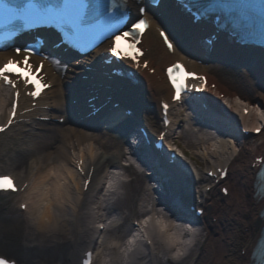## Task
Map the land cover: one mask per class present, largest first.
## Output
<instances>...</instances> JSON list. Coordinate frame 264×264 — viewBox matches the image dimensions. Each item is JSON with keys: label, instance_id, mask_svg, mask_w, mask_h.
Here are the masks:
<instances>
[{"label": "snow or ice", "instance_id": "6c2138e0", "mask_svg": "<svg viewBox=\"0 0 264 264\" xmlns=\"http://www.w3.org/2000/svg\"><path fill=\"white\" fill-rule=\"evenodd\" d=\"M153 2H158V0H153ZM247 7L248 5L237 3L235 0H211L209 6L204 7L200 12L194 13V15L196 19H200L201 16H207L212 13H224L236 28L245 32H248L258 24L261 43H264V4H261L258 21H254L247 15L245 12ZM139 12L140 16L137 20L128 23L129 17L127 13L118 9L116 0H112L111 3H109V0H2L0 2V17H2L0 29H3L8 37H12L38 26L53 27L62 33L68 44L81 51H84L85 47H90L94 50L97 45L95 43L96 40H111L110 53L112 57L118 60L131 61L136 69L141 67L147 69L148 63L144 62L142 65L140 62L143 52L138 45L141 44L145 30L150 28V23L143 18L146 15L143 7L139 9ZM159 35L163 37L167 48L170 51H175L173 43L169 41V37L165 35V32L160 31ZM122 40L127 42V50L121 49L120 43ZM0 47H2V41H0ZM14 51L17 56L21 53L20 48H15ZM24 51L25 55L22 60L10 59L0 67V81H3L7 86L16 88L17 81L22 80L25 86L31 85L34 88L33 91L28 92V95L38 99L42 91L50 88L51 85L43 82V77L39 75L43 69V64L36 67L30 62V57L39 53L33 51L31 47L26 48ZM44 59H49V56H44ZM57 67H60L59 61H57ZM167 76L175 91L174 102H180L182 93L187 90V85L184 82L187 79L201 82L199 87L193 86V92H203L207 89L206 77L184 71L183 66L179 63L173 64L167 69ZM10 77H15V79ZM212 87L215 88V85ZM19 97L20 93L17 91L6 125L0 124V133L6 132L13 125L17 116ZM202 99V97H192L191 105L193 111H196V105ZM224 103L229 108L233 107L227 100ZM236 105L238 106L235 109L237 113L243 109L244 114H248L249 106L244 101L237 98ZM162 109L165 117L163 123L170 124V121L166 119L169 105L164 103ZM252 111L259 112L260 116L264 118V111H260L258 107L253 108ZM244 131H247V129H244ZM254 131L260 134L261 128L256 127ZM164 139L165 135L161 134L159 140L163 142ZM232 147L237 152L239 151L234 143ZM175 151L179 152V149ZM180 155L183 156V153L181 152ZM92 156L95 158L94 152ZM169 161L175 162L174 156H170ZM257 163L264 164V160H258ZM39 166L36 159L31 160V175L29 180L23 183L22 189L17 185L16 179L12 175H0V193L18 194L23 191L24 198L19 202L18 207L25 214L28 227L37 234H43L46 237L55 239L59 235L66 234L67 230H69V224L66 221L71 220L72 227L80 226L82 236L90 235L93 241H98L100 247L95 252L91 249L85 250L80 264H94V256H99L103 259L104 236L107 235L106 230L113 225L116 217L113 216L112 219H108L107 223L101 222L98 217L104 213L97 211V209L104 205L109 190L116 191L115 181L110 178L107 181L103 195L99 198V202L92 207H87L88 204L92 203L91 198L96 195L95 192H89L93 184L95 169L86 172L83 150H81L77 163V170L80 177H82L79 182L71 169L65 168L61 172L50 168L45 174L37 175ZM219 172L221 177L227 175V170L224 168H221ZM208 175L215 176L216 173L209 172ZM259 180L257 194L260 197H264V169L259 172ZM103 184L104 181L101 180L99 186H103ZM224 192L227 194L228 190L225 188ZM68 208L71 209L70 213ZM85 208L87 209L86 211L84 210ZM147 210L151 214L140 222V232L131 235L123 243L118 242V240H112L109 247L116 249V253L108 257L109 259L116 261L117 264H135L141 254L146 255V249L140 243L142 239L147 238V245L154 247V241L151 236L155 235L159 241L166 240L170 246H174L173 238L177 234V229L181 226L199 230L197 227L187 223L183 225L177 223L175 219L166 220L165 217L168 213L165 212L164 207H159L153 211L152 207L149 206ZM200 214L203 215V209L200 210ZM260 225H264V214H261L260 223L257 226L260 247L253 255L254 261H258V264H264V229L260 228ZM149 228L150 231L147 230ZM101 233H104V235H101ZM32 247L37 246L33 245ZM185 254L177 251V260H180ZM0 264H17V262L0 256ZM36 264H39V260H37ZM235 264H242V262L239 258H235Z\"/></svg>", "mask_w": 264, "mask_h": 264}, {"label": "bare ground", "instance_id": "6f19581e", "mask_svg": "<svg viewBox=\"0 0 264 264\" xmlns=\"http://www.w3.org/2000/svg\"><path fill=\"white\" fill-rule=\"evenodd\" d=\"M171 27L172 29L174 28L172 25ZM153 38L154 37L152 36L151 32L147 31L144 36V43L149 47V57L152 58L158 66L164 65L169 62L171 58L164 48L163 50H160L158 52L153 49ZM92 57L94 58L93 55ZM89 59L90 58H88L87 60ZM248 62L250 67L253 68V70L257 74V83L262 84V86L264 87L263 61L261 59H256L250 60ZM217 66L218 65H216V67ZM95 75L98 77L100 76V74ZM211 78L217 82L218 91L223 90L221 83L216 79V77L211 75ZM147 79L149 83L148 86H145L144 88H136L135 92H133V90L132 92L131 90H128L130 94L132 93L133 96H135V94L137 93H141L142 95L140 97L135 96V98L131 102L127 100L124 104H135L140 111H143L144 114L148 111V113L151 114L149 118L151 124L154 126H158V129H161L162 126L160 125L159 107L160 99L162 97L169 98L171 91L168 88L164 87L162 84L156 82L153 77L147 76ZM128 91L126 90V92ZM78 92L79 91H77L76 89L75 93ZM68 94L69 91H65L63 88H59L57 93H55L54 91L52 92V100L58 103V113H64L71 119V113L68 111L67 106ZM234 95L235 94H229V97L232 98ZM219 104L220 102H218V105ZM248 104L249 106H253V108L258 107L257 104L253 105L251 101H249ZM10 106L11 93L7 88L0 86V117L3 118V120L7 118ZM183 106L191 107L192 105L191 103L186 102ZM115 109L116 112L118 111L120 113L115 116L116 118L119 115H123V110L121 108ZM235 112V109L230 108V111L228 113H230V116L234 118L233 113ZM258 116L260 117V120L257 119ZM206 117H210L209 121L214 124V126L215 124H218V127H220L222 130L231 131V129H233L230 127V120L226 119L220 113L218 114V117L215 116V114L206 113ZM173 118L175 122L172 125V129H174L175 126L181 123L183 120H188L185 116H183L182 112L178 111L173 113ZM249 119L252 121H256L258 124L261 123V121H264V118H262L259 112L256 111L251 113ZM66 121L61 126L51 125L50 123H46L45 125V123H42L46 127V133L35 131L31 134L25 135L24 133L20 132L17 135V138L20 141H23V143H27L25 147H23L22 145L21 153L22 155L24 154V156H26V161L27 157L30 159H36L38 161L40 166L37 170V175L45 174L50 168L56 169L61 172H63V170L67 168L71 169L74 172L79 182L81 180V177L74 166H72L74 159L69 152V144H74L75 142H77L79 144L80 151L83 150L86 163L88 165H94L95 167L93 184L91 185L89 192H95L96 195L91 198L92 203L87 205V207H92L96 203V200H99V195L102 192V187L99 186L100 181L103 180L104 177L112 179L110 174L109 176L104 174V167L106 163L113 157L125 158L128 156V154L124 150V143L121 139L116 140L111 139L107 136L102 137V135L98 133H88L83 128H78L74 125H66ZM190 122L193 124L192 120ZM34 125H37V122L31 121L30 126L33 127ZM64 126H66L65 131H60L58 129V127ZM212 132H214V130H212ZM1 135L2 134H0V136ZM180 135L182 136L183 133H181ZM186 135V139L190 144V148L194 150L196 154L204 161H207L209 158H211L215 159L217 163L221 161H225L227 163L230 162V158L235 155L230 162L232 168L242 166L243 169L241 172H235L234 170L225 179V181L228 182L231 187L227 198H220L216 193H214L213 197L210 198V201H208L209 195H207L206 193V206H208V209L205 210L203 218L206 224L207 236L204 238L200 236L197 245L191 246L187 250L186 256L180 260L181 262L177 264L184 263L186 260H188L189 257H192L193 255L194 258L186 264H235V258H239L242 264H248L254 242L258 237L257 226L260 223V217L258 213L264 204V201H259L252 196L253 189L252 187L247 185L248 180L253 179L254 177V170L250 168L249 164L252 161L253 156L256 155L261 148H263L264 130L254 139L249 138V140H242L238 145L240 148L238 152L235 148L232 147L231 144L232 142H234V139H224L227 140V142L216 140L215 143H208L209 147L203 149L201 146V142L213 140L212 138L208 137V134H206L205 130L199 129L198 133H194L193 128L190 127ZM197 140H201V142H198ZM93 152L95 153V158H93L92 156ZM185 155L186 160L194 162L193 157H188L186 152ZM248 159H250L249 163L247 162ZM23 163L25 162L23 161V157L21 156L17 158L16 161H12L11 166L8 167V171L15 174L18 179H20L21 171H19V168ZM159 168H161L162 170L161 175L158 172ZM31 171V163L28 165L27 161L26 171L22 174L28 179L30 178ZM148 171L151 172V175H147V177H139V180L143 182V186L145 185L144 189L140 191V197L143 199V203L144 201H148L149 199V194L147 191L148 187L153 183L158 184V181L161 179L160 176L166 177L167 175H169L167 169L161 163L160 165H158V169L151 168L148 169ZM167 181H169V179ZM168 185L170 190H172V184H170V181ZM21 196L22 198H24V194H22ZM156 200L161 201L163 199L159 197ZM113 207L114 204H112L110 199L106 197L104 205L99 208V211L105 213L104 215L98 217V219L101 222L107 223L104 217L111 214ZM84 210L86 211L87 209L85 208ZM68 212H71L70 208H68ZM211 216H219V221L217 222V224L211 222ZM66 223L69 224V230H67L66 234L63 235H70V251L69 249H67L66 256L68 258V261L73 263L75 260V251H77V249L80 247L79 240L81 242L84 235L82 236V234L80 233V226L72 227L71 220L66 221ZM121 226L122 224L120 218H116L113 225L106 230L107 235L104 236V239L107 240V238L110 239L113 237H125V232L121 231ZM261 226L262 225H260V228ZM245 228L248 229L247 232L244 231ZM35 235L36 238H38V247L44 248V243L46 242V240H49L50 237H46L43 234L37 233H35ZM101 235H104V233H101ZM106 243L107 242L105 241L103 245L105 253L104 256H112L116 253V250H113L111 247H109L111 243ZM89 244L91 246L93 244V241H91ZM98 247H100V245L97 246L96 249H98ZM241 248L245 249L244 255H242L241 253ZM152 255L153 251H149L148 253L146 252V255L141 254L135 264H162V261L159 257L156 258V261H154V259L148 260V257ZM111 262L117 264V262L112 259Z\"/></svg>", "mask_w": 264, "mask_h": 264}, {"label": "rangeland", "instance_id": "374dc122", "mask_svg": "<svg viewBox=\"0 0 264 264\" xmlns=\"http://www.w3.org/2000/svg\"><path fill=\"white\" fill-rule=\"evenodd\" d=\"M155 48H159V43H157L156 38ZM222 74V77L224 76L230 80L234 86L243 89V95L246 96L253 105L257 104L260 111H264V88L258 86L256 79H254L248 71L245 69H236L233 74L230 72ZM237 98L238 97L232 99L233 104L236 103ZM196 129H198V127ZM18 132H20L19 129L12 127L7 133L0 136V168L3 166L5 168H2V170L8 169L12 161H16L17 158L22 156L25 163L21 165L19 171H21V179H24L26 176L22 173L26 171L27 161L29 165L32 159L27 157L26 161V156H24V154L22 155V145L25 147L27 143L25 144L16 140ZM23 132L30 134L32 130L31 132H27L24 128ZM177 139L181 148L186 151L190 157H193L199 165H203L206 162L190 148V144H188L185 139ZM197 141L199 142L200 140ZM203 148L205 147L203 146ZM211 160L212 159H210V161ZM237 168L238 166L236 169ZM131 171L136 172L135 180L131 184L126 185L128 190L131 188V192L128 193L129 195L126 199L120 200L113 210V212L119 211L122 218L125 217L122 219L121 231L127 234L131 232V221L138 216L139 210V203H137L136 197L138 193L133 191H137L144 187L143 182L139 180V177L144 175L140 174L137 169L133 167ZM139 174L140 176H138ZM20 200L21 198L17 195H0V254L16 258L21 264H36L37 260H39V264H58L59 262L63 263V261H66L68 259L66 256L67 249L70 251V235H59L55 239L50 238L44 243V248L38 247V238H36L34 230L28 227L25 214L22 213L18 207ZM245 232H247V230H245ZM88 238H90V236L85 239L88 240ZM33 245L37 247H32ZM191 258L193 257H189L188 260L182 264L191 261Z\"/></svg>", "mask_w": 264, "mask_h": 264}, {"label": "clouds", "instance_id": "9594fccd", "mask_svg": "<svg viewBox=\"0 0 264 264\" xmlns=\"http://www.w3.org/2000/svg\"><path fill=\"white\" fill-rule=\"evenodd\" d=\"M198 232L199 230L181 226L177 229V234L173 238L174 246H170L166 240H160V244L171 255L172 259L177 260V251L186 253L195 244Z\"/></svg>", "mask_w": 264, "mask_h": 264}]
</instances>
